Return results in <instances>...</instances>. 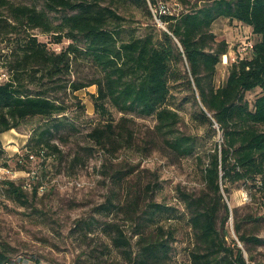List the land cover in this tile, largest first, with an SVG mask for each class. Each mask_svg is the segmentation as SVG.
I'll return each instance as SVG.
<instances>
[{
    "label": "trees",
    "instance_id": "1",
    "mask_svg": "<svg viewBox=\"0 0 264 264\" xmlns=\"http://www.w3.org/2000/svg\"><path fill=\"white\" fill-rule=\"evenodd\" d=\"M132 1L145 7L149 14L148 3L154 7L158 3L157 0ZM45 9L10 5L12 17L25 28L52 32L55 43L63 37L70 42L59 52L49 50L44 42L30 34L16 42L13 59L7 65L9 77L0 82V134L18 127L28 116L56 118V114L63 113L66 107L49 92L65 86L59 84L62 76L70 71L73 63L86 59L99 76L86 82L72 81L69 86L78 90L95 84L96 93L92 94L95 111L109 116L88 133L91 139L101 146L114 143L116 124L110 117L107 107L110 104L122 113L121 121L126 120L128 112L154 116L155 130L162 135L169 150L185 156L194 149V137L178 132L179 113L166 104L170 81L181 76L194 95L201 120L216 124L222 134L220 147L209 153L203 169V189L198 194L181 193L192 234L188 249L190 264H264V260L255 259L250 249V246L264 245V239L244 229V223L258 221L264 218V213L241 215L237 207L231 211L223 196V192L229 191L227 183L241 181L259 193L264 208V0H208L178 14L157 10L160 21L166 23L163 30L158 34L149 32L125 38L123 16L114 8L101 5L100 0H46ZM63 10L71 12L54 24L47 11ZM219 17L247 24L258 40L250 50V57L244 56L232 63L225 83L215 86L216 65L228 47L226 41H216L211 31L212 23ZM4 20L0 17V28L4 27ZM18 25H10L11 29L6 30L15 31ZM183 59L187 67L184 72L177 66ZM25 77L30 81L39 80L40 88H29ZM257 87L260 93L250 103L245 93ZM54 126L58 128L59 124ZM49 130L37 138L38 148L29 149L24 155L18 153L19 169L33 170L26 164L32 161L30 155L35 154L31 152L39 153L44 150L43 146L57 150L50 143V137L44 135ZM3 152L0 139V156ZM2 184L9 196L22 205L27 203L21 183L7 179ZM149 208L136 223L135 254L130 253L129 259L133 264H170L174 231L159 223L169 207L150 202ZM230 217L236 239L228 238L226 223ZM108 227L115 246L129 244L119 226L109 224ZM10 262L0 250V264Z\"/></svg>",
    "mask_w": 264,
    "mask_h": 264
},
{
    "label": "rangeland",
    "instance_id": "2",
    "mask_svg": "<svg viewBox=\"0 0 264 264\" xmlns=\"http://www.w3.org/2000/svg\"><path fill=\"white\" fill-rule=\"evenodd\" d=\"M157 1L156 7L148 3L151 14L132 0H100V3L123 16L125 38L163 30L166 23L160 21L157 10L178 14L208 0H186L183 4L178 0ZM45 3L46 0H0V17L5 19L4 27L0 28V82L9 77L7 65L20 38L36 36L55 52L70 42L63 37L55 43L52 32L25 28L12 17L10 5H28L40 10L45 9ZM70 12L47 11V14L55 24ZM7 23L19 24L17 30H6L11 29ZM211 31L216 41L224 40L228 45L213 77L214 85L218 86L225 83L232 63L240 59L241 46L253 45L258 36L247 24L227 17L217 18ZM243 54L250 57L251 51ZM177 66L183 72L187 69L184 59ZM98 76L99 72L88 60L73 63L59 81L65 86L49 92L66 107L63 113L56 114V118L28 116L18 127L1 134L4 152L0 156V250L10 258L8 264H133L129 255L135 254L136 223L149 212L150 202H157L169 207L159 223L174 231L170 264H190L188 249L192 234L181 193L198 194L203 189V169L209 153L220 147L221 131L216 124L201 120L194 95L180 76L170 81L166 104L179 113L178 132L194 137L191 154L179 156L169 150L155 130L154 116L128 112L126 120L121 121L122 113L110 104L107 107L116 124L115 141L101 146L88 135L109 118L95 111L92 94L96 93V85L78 90L69 86L72 81L86 82ZM24 82L31 89L40 88L39 80L25 77ZM259 93L257 87L247 91L245 97L252 103ZM197 103L200 104L198 96ZM55 123L59 124L58 128ZM47 129L50 130L44 135L50 137L57 150L43 146L39 153L31 152L35 153L32 161L26 162L32 171L19 169L18 153L24 155L27 150L38 148L36 140ZM7 179L23 185L26 204H20L5 191L2 181ZM227 186L229 191L223 192V196L231 211L237 207L241 215L264 213L259 193L253 187L241 181ZM109 224L119 226L128 245L113 244ZM226 227L228 238L236 239L231 217ZM244 229L264 239V218L244 223ZM250 249L255 259L264 260V245Z\"/></svg>",
    "mask_w": 264,
    "mask_h": 264
},
{
    "label": "built area",
    "instance_id": "3",
    "mask_svg": "<svg viewBox=\"0 0 264 264\" xmlns=\"http://www.w3.org/2000/svg\"><path fill=\"white\" fill-rule=\"evenodd\" d=\"M252 44L251 43H249V44H243L242 46H241V48L239 49V58L241 59V58H243L244 57V54H243V52L245 53L247 50H251L252 49ZM30 157H33V155H30Z\"/></svg>",
    "mask_w": 264,
    "mask_h": 264
},
{
    "label": "crops",
    "instance_id": "4",
    "mask_svg": "<svg viewBox=\"0 0 264 264\" xmlns=\"http://www.w3.org/2000/svg\"><path fill=\"white\" fill-rule=\"evenodd\" d=\"M2 134V133H1ZM1 134H0V138H1Z\"/></svg>",
    "mask_w": 264,
    "mask_h": 264
}]
</instances>
